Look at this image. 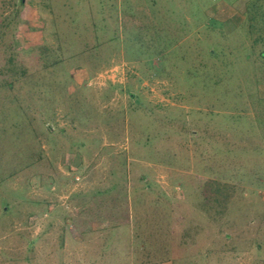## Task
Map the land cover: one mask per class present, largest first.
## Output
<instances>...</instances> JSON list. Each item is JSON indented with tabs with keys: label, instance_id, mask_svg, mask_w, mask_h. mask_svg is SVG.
Masks as SVG:
<instances>
[{
	"label": "rangeland",
	"instance_id": "obj_1",
	"mask_svg": "<svg viewBox=\"0 0 264 264\" xmlns=\"http://www.w3.org/2000/svg\"><path fill=\"white\" fill-rule=\"evenodd\" d=\"M0 264H264V0H0Z\"/></svg>",
	"mask_w": 264,
	"mask_h": 264
},
{
	"label": "trees",
	"instance_id": "obj_2",
	"mask_svg": "<svg viewBox=\"0 0 264 264\" xmlns=\"http://www.w3.org/2000/svg\"><path fill=\"white\" fill-rule=\"evenodd\" d=\"M13 84L11 83L9 86H12ZM31 245V244H30Z\"/></svg>",
	"mask_w": 264,
	"mask_h": 264
}]
</instances>
